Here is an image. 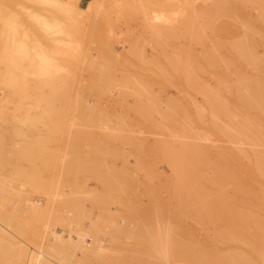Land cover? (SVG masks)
<instances>
[{
    "label": "rangeland",
    "instance_id": "rangeland-1",
    "mask_svg": "<svg viewBox=\"0 0 264 264\" xmlns=\"http://www.w3.org/2000/svg\"><path fill=\"white\" fill-rule=\"evenodd\" d=\"M73 4L16 0L0 28L1 55L29 82L13 96L0 85V264H28L30 254L45 264H166L175 244L199 245L206 264L245 253L236 264H252L264 253V198L248 192L264 197V178L251 177L259 186L247 181L237 199L232 174L226 190L189 194L210 199L203 208L196 200L201 211L177 180L191 147L213 164L236 157L239 169L264 157L263 141L233 137L264 126V0H91L83 12ZM37 48L68 56L48 66L37 56L22 74ZM59 72L66 92L35 90L40 81L60 88ZM207 251L234 261L209 262Z\"/></svg>",
    "mask_w": 264,
    "mask_h": 264
},
{
    "label": "bare ground",
    "instance_id": "bare-ground-1",
    "mask_svg": "<svg viewBox=\"0 0 264 264\" xmlns=\"http://www.w3.org/2000/svg\"><path fill=\"white\" fill-rule=\"evenodd\" d=\"M74 1V0H73ZM78 1V0H77ZM139 1H141V0H139ZM155 1H157V0H155ZM16 2V0H0V25H1V22H2V20H3V18H4V16L6 15V13H7V11L10 9V7L14 4ZM69 2H71V1H69ZM76 1H74V6L76 7V4L77 3H75ZM145 2V1H144ZM147 3H148V0H147ZM151 3V2H150ZM144 4V3H143ZM151 4H154V2L153 3H151ZM159 5H160V3H158ZM73 5H71L72 7H73ZM140 5H142V3L140 4ZM145 5V4H144ZM146 6V5H145ZM145 6H140V7H144L145 8ZM150 6V5H149ZM128 7V6H127ZM139 7V6H138ZM147 7V6H146ZM130 8V7H129ZM156 8V7H155ZM131 9H133V8H131ZM169 9V8H168ZM75 10V9H74ZM79 11H81V12H83L84 11V9L83 10H81V9H78ZM135 10V9H134ZM146 10V9H145ZM159 10H161V9H159ZM163 10V9H162ZM77 11V10H76ZM148 11V10H147ZM155 11V10H154ZM131 13V12H130ZM139 13V12H138ZM142 13V12H141ZM154 13V15H155V12H153ZM162 13H165V12H162ZM127 14V13H126ZM138 15V14H137ZM147 16V15H146ZM153 16V15H152ZM138 17V16H137ZM153 17H155V16H153ZM152 17V18H153ZM157 17H159V15L157 16ZM162 18V16H160V19ZM166 18V17H165ZM143 19V18H142ZM154 19V18H153ZM153 19H151V20H153ZM145 20V19H144ZM143 20V21H144ZM147 22V21H146ZM154 22V21H153ZM147 25H148V23H146ZM150 24V23H149ZM154 25H152V27H153ZM148 27H149V25H148ZM155 27V26H154ZM147 28V27H146ZM152 30V29H151ZM155 30V29H154ZM156 31H157V29H156ZM155 31V32H156ZM159 31V30H158ZM154 32V33H155ZM151 35H153L152 33H151ZM156 38V37H155ZM103 50V49H102ZM139 50V49H138ZM133 52V51H132ZM109 53V52H108ZM141 54V53H140ZM103 55V54H102ZM141 56V55H140ZM108 57H109V55H108ZM142 57V56H141ZM105 59V58H104ZM110 59V58H109ZM111 60V59H110ZM113 60V59H112ZM139 60V59H138ZM99 63V62H98ZM3 70H2V69ZM103 68V67H102ZM2 70V71H1ZM92 71V70H91ZM184 71V70H183ZM95 73V72H94ZM70 74V73H69ZM105 75V74H104ZM75 80V79H74ZM68 81V77L66 76V75H62V76H60L59 78H58V82H59V85H60V88H58V89H56V87H53L54 85H50V87H45V85H46V83L47 82H45V81H40V82H37L36 84H35V86H34V88H35V90H37V91H40V92H43L44 91V88H49V90H53L55 93H57V92H60V93H62L63 91L64 92H66L65 91V89L64 88H66V87H64L65 86V84L66 83H68L67 82ZM72 82V81H71ZM76 82V81H75ZM74 83V82H73ZM72 84V83H71ZM0 85H2L4 88H6V90H8V92L10 93V94H12V96L14 95V94H26V92H27V89L29 88V82H27V80H26V78L25 77H22V76H20V75H18L17 73H15L12 69H10V67L6 64V62L4 61V59H3V57H2V55H1V53H0ZM70 85V84H69ZM53 88H55V89H53ZM29 91V90H28ZM47 91V90H46ZM37 95V94H36ZM41 95H42V93H41ZM44 95V94H43ZM56 95V94H55ZM60 95V94H59ZM19 96H21V95H19ZM23 96V95H22ZM27 96V95H26ZM54 96V95H53ZM50 97H52V96H50ZM5 98H7V97H5ZM40 98V97H39ZM5 100H7V99H5ZM10 100V99H9ZM8 100V101H9ZM47 100V99H46ZM28 101V100H27ZM38 101V100H37ZM50 101V100H49ZM16 102V101H15ZM6 103H7V101H6ZM17 103V102H16ZM53 103V102H52ZM19 104L20 103H18V106H19ZM44 104V103H43ZM2 105V104H1ZM21 105V104H20ZM31 105V104H30ZM27 106V105H26ZM3 107H5V106H3ZM2 107V108H3ZM50 107V106H49ZM38 109V108H37ZM27 120V119H26ZM190 128V127H189ZM254 128V127H253ZM253 128H251V129H249V130H245L244 128L243 129H239V130H237V133L235 134L236 136H233L234 138H236L237 139V136H238V138H240V137H242V136H244V135H247L248 136V138L250 137H253L254 138V140H255V138L256 139H258V140H260V141H263V144H264V126H263V128H262V130H258V129H253ZM226 131H228V130H226ZM234 131V130H233ZM245 131H247L246 132V134H245ZM234 132H236V131H234ZM229 133H230V131H229ZM191 134V133H190ZM248 138H245L244 140H247ZM243 139V138H242ZM249 140V139H248ZM254 140H253V143L255 144V142H254ZM237 142V141H236ZM235 142V143H236ZM240 142V141H239ZM250 142L252 143V141L250 140ZM198 143H200V142H198ZM262 143V142H261ZM220 144V143H219ZM241 144V143H240ZM258 144V143H257ZM238 145V144H237ZM187 147H188V145H186ZM195 146V145H194ZM208 147H209V145H207ZM226 146V145H225ZM203 147V146H202ZM210 147H212V146H210ZM264 147V146H263ZM258 148H260V147H258ZM187 149V148H186ZM191 149V158H188L187 156L185 157V161H183L184 162V164H183V166L180 168V174H179V177H178V184H177V189H179L178 188V185H180V186H184V188L187 190V193L188 192H190V193H186V195H185V197H187L186 199L188 200V202H191L189 205H191L192 204V208L194 207V205H195V207L194 208H196V207H198V206H201V203L199 204V201H203V203L204 202H206V203H204V204H210L209 202H210V199H209V201L206 199V198H204L205 199V201L203 200V199H201V197H199L201 194V192L200 191H203L204 193L203 194H205L206 192H208V188L209 189H213L214 188V185H215V189H213V190H217L219 187H224V185L225 184H227L228 183V177L226 176V175H228V176H231L230 174H232V176H231V179L236 175L238 178V180L237 179H235L236 178V176L234 177V179H235V181H237V182H235V181H233L232 182V180H234V179H232V180H230L232 183H236V184H233L234 185V190H236L237 189V191L235 192V195H234V190H233V192L231 191V193L233 194V195H231L232 196V198L233 197H235L236 196V194L238 193V190H241V191H246V193H245V191H244V193L243 194H246V196L248 195V193L250 194V195H248V196H250V198H254L257 202H259L260 204L262 203L261 201L263 200V199H261V201H260V198H264V197H262V196H255V195H257V194H259L260 193V191H259V193L257 192L256 193V191L255 192H253L252 191V194L250 193V192H248V190L249 189H247L246 188V186L244 185L247 181H248V184H246V185H254V184H256V182L257 183H259L260 182V180H258L257 179V175H259V176H261V178H264V157H261V156H257L256 157V160H255V162H253L251 165L253 166H251L252 168L251 169H246V166H245V168L243 169H239L237 166V163H234V160L233 159H236V157L235 158H233L231 155V157L233 158V159H230V158H228L227 156H226V153L224 154V157H223V159L220 161V159H219V162H217V163H214L213 164V162L210 160V158L208 157V155H207V151L205 152L204 150H200V149H198V148H196V147H191L190 148ZM202 149V148H201ZM215 149V148H214ZM237 149V148H236ZM248 149V148H247ZM238 150V149H237ZM259 150H261V149H259ZM258 150V151H259ZM188 151V150H187ZM186 151V152H187ZM190 151V150H189ZM188 151V152H189ZM216 151H217V149H216ZM226 151V150H225ZM239 151H240V149H239ZM243 151V150H242ZM245 151V150H244ZM252 151V150H251ZM231 152V151H230ZM233 152V151H232ZM248 152V151H247ZM221 153H222V151H221ZM220 153V155L222 156L223 155V153L221 154ZM236 153V152H235ZM254 153H255V151H254ZM262 153V152H261ZM228 155H229V153H227ZM256 154H257V152H256ZM259 154V153H258ZM242 155V154H241ZM221 156H218V157H221ZM255 156V155H254ZM189 157H190V155H189ZM242 157V156H241ZM247 157V156H246ZM182 158V157H181ZM252 158V157H251ZM243 160V159H242ZM254 160V159H253ZM179 161V160H178ZM182 161V160H181ZM238 161H240V160H238ZM237 161V162H238ZM177 162V161H176ZM247 162V161H246ZM240 163V162H239ZM179 165H182V162H181V164H179ZM237 165V166H236ZM243 165V164H242ZM241 165V166H242ZM250 167V166H249ZM208 168H211L213 171H211V172H213V175H215V176H213V179H214V181H212V180H209L210 178H208L207 179V175H205V174H207L206 172H207V170H208ZM179 172V171H178ZM243 173H245V175H242ZM176 175H177V171H176ZM241 175V176H240ZM178 176V175H177ZM212 176H210V177H212ZM246 176H248V177H246ZM250 176V177H249ZM255 176H257V177H255ZM215 177V178H214ZM227 177V178H226ZM246 177V178H245ZM253 178V179H257L258 181H256L254 184H253V182H254V180L252 181V184H251V182L249 183V180H251L250 178ZM240 178V179H239ZM245 178V179H244ZM248 178V179H247ZM259 179H260V177H258ZM226 179H228L227 180V182H226ZM245 180L244 182H243V180ZM247 179V180H246ZM176 181V180H175ZM229 181V182H230ZM263 182H264V180H263ZM177 183V182H176ZM261 183V182H260ZM175 185V184H174ZM219 186V187H217V186ZM235 185H236V187H235ZM258 184H256V186H257ZM213 186V188H211ZM227 186H229L228 184H227ZM252 186H249V188H251V189H253L252 188ZM255 186V187H256ZM259 186V185H258ZM217 188V189H216ZM225 188V187H224ZM223 188V189H224ZM229 188H230V186H229ZM263 188V187H262ZM181 189V188H180ZM220 189V188H219ZM256 189H257V187H256ZM225 190H226V188H225ZM229 190V189H228ZM206 191V192H205ZM220 192H221V190H219ZM218 191V192H219ZM195 192H198V195H197V193H196V196H192V195H194L195 194ZM200 192V193H199ZM217 192V193H218ZM248 192V193H247ZM191 193H193L192 195H189V194H191ZM209 193V192H208ZM211 193V192H210ZM213 193V192H212ZM226 193H228V192H226ZM255 193V194H254ZM214 194V193H213ZM261 194H264V193H262L261 192ZM189 195V196H188ZM224 195V194H223ZM238 195V194H237ZM252 195V196H251ZM184 196V195H183ZM202 196V195H201ZM209 197H210V195H208ZM218 196V195H217ZM217 196H216V198H217ZM222 196V195H221ZM226 196V195H225ZM205 197H206V195H205ZM219 197V196H218ZM239 199H241V197L242 196H240L239 195ZM180 198V197H179ZM220 199H221V197H219ZM224 198V197H223ZM227 198V197H226ZM236 199L238 198L237 196L235 197ZM234 198V199H235ZM243 198V197H242ZM259 200H258V199ZM197 199H199L198 200V202L196 201ZM238 199V200H239ZM244 200H246V198H243ZM181 200H183L182 198H181ZM211 200H212V198H211ZM254 200V201H255ZM185 201V200H184ZM195 202H197L196 204L198 205H196V204H194ZM202 203V204H203ZM186 204H187V202H186ZM262 205V204H261ZM185 206V205H184ZM191 207V206H190ZM202 207V206H201ZM162 208V207H161ZM191 208V209H192ZM203 208V207H202ZM199 209H200V207H199ZM198 208H196L195 210H199ZM193 210V209H192ZM199 211H201V209L199 210ZM191 212H193L194 213V211H191ZM183 213H184V211H183ZM187 213V212H186ZM185 213V214H186ZM190 213V212H189ZM196 213V212H195ZM188 214V213H187ZM190 215V214H189ZM195 215V214H194ZM155 221V220H154ZM240 222L242 221V220H239ZM232 223V222H231ZM234 224V223H233ZM235 225V227L234 228H236V224H234ZM229 226V225H228ZM227 226V227H228ZM155 227H156V225H155ZM233 227V226H232ZM231 228V227H230ZM156 229V228H155ZM225 230V229H224ZM228 230H229V227H228ZM232 230H233V228H232ZM221 231H223V230H221ZM235 232H236V230H234ZM142 232V231H141ZM144 232V231H143ZM154 232V231H153ZM157 233V232H156ZM189 233V232H188ZM220 233V232H219ZM231 233V232H230ZM4 234V233H3ZM232 234H233V231H232ZM57 235V234H56ZM225 235V234H224ZM234 235V234H233ZM240 235V234H239ZM245 234H243V236H244ZM254 235V234H253ZM252 234H251V236H253ZM260 235V234H259ZM255 236H257V234L256 235H254L253 237H254V239L256 238ZM261 236V235H260ZM259 236V237H260ZM263 236V235H262ZM4 237V236H3ZM56 237H59L60 238V236L59 235H57ZM230 237H232V235H230ZM242 237V236H241ZM1 238V237H0ZM144 238V237H143ZM147 238V237H146ZM149 238V237H148ZM232 238H234V236L232 237ZM238 238V237H237ZM245 238H246V235H245ZM263 238H264V236H263ZM240 239V238H239ZM248 239V237L246 238V240ZM252 239V238H251ZM251 239H249L250 241H251ZM257 239L258 238H256L255 240H254V242L253 243H255V242H257ZM259 239H261V238H259ZM3 240V239H2ZM179 240V239H178ZM242 240V239H241ZM245 240V241H246ZM262 240H264V239H262ZM228 241H230V240H228ZM244 241V240H243ZM14 242V241H13ZM12 242V243H13ZM172 242V241H171ZM175 242V241H174ZM178 242V241H177ZM247 242V241H246ZM258 242H259V240H258ZM261 242H263V241H261ZM15 243V242H14ZM7 244H9V243H7ZM152 244V243H151ZM190 244V243H189ZM216 244V243H215ZM257 244V243H256ZM259 244V243H258ZM154 245V244H153ZM170 245V244H169ZM173 245V244H172ZM176 245V246H175ZM175 245H173V246H175V247H173L174 248V250L173 249H171L172 248V246L170 247V249L171 250H173V252H171V250H170V253L167 255V256H164L163 255V257L165 258V263L166 264H168V261L169 262H173L174 260V262H178V260L180 261V260H182L183 262L185 261V263L184 264H187V263H190L191 262V264L192 263H194V262H196V263H194V264H200L201 262L200 261H202V263L201 264H206L205 262H203V260H204V254L205 253H203V254H201V253H199L197 250L198 249H200L201 251L203 250V249H201L200 248V246L198 245V247H196V245H194V246H192L191 244V246H192V248L194 249V250H192L191 248H188V247H186L187 245H181V244H175ZM229 245V244H228ZM231 245V244H230ZM240 245V244H239ZM4 246V245H3ZM14 246V245H13ZM139 246V245H138ZM189 246V245H188ZM190 246V247H191ZM227 246V245H226ZM232 246V245H231ZM242 246V245H241ZM204 247V246H203ZM229 247V246H228ZM244 247V246H243ZM250 249H251V247L252 246H250V244H249V246H248ZM146 248V247H145ZM153 248V247H152ZM156 248V247H155ZM166 248V247H165ZM198 248V249H197ZM237 248V247H236ZM252 248H254V246L252 247ZM10 249V248H9ZM20 249V248H19ZM168 249V248H167ZM231 249V248H230ZM249 249V250H250ZM256 249V248H255ZM260 249V248H259ZM258 249V250H259ZM11 250V249H10ZM149 250V249H148ZM247 250V249H246ZM258 250H254L253 251V253L256 251V252H258ZM6 251H7V249H6ZM6 251H4V252H6ZM22 251V250H21ZM164 251V250H163ZM204 251V250H203ZM260 251V250H259ZM16 252V251H15ZM166 252V251H165ZM164 252V253H165ZM240 252V251H239ZM246 252H248V251H246ZM263 252V251H262ZM2 253V252H1ZM167 253V252H166ZM207 253H208V251L206 252V255H207ZM231 253V252H230ZM5 254V253H4ZM10 254V253H9ZM14 254V253H13ZM155 254V253H154ZM213 254H214V252H212V254H211V252L207 255V259H205V260H207V261H209L210 262V258H214V259H216L217 261H220L222 258H223V260H225V259H228V257L230 258V259H228V260H233V258H231L232 257V255H233V257H235V255L234 254H231V256L230 255H227V258H224V257H219V258H216V257H218V256H215L214 255V257H213ZM225 254V253H224ZM227 254H229V253H227ZM242 254V253H241ZM246 254V256H247V253H245ZM257 254V253H256ZM150 255V254H149ZM211 255V256H210ZM260 255V258H258V256ZM6 256H7V254H6ZM9 256V255H8ZM17 256V255H16ZM154 256V255H153ZM208 256H210V257H208ZM225 257H226V255H224ZM243 255H241L240 257H238V256H236V263H237V261L242 257ZM246 256L244 255V257H242L240 260H242V261H245L244 260V258H246ZM249 256V255H248ZM247 256V257H248ZM254 256V255H253ZM11 257V256H10ZM21 257V256H20ZM150 257V256H149ZM237 257L239 258V259H237ZM257 259H254L253 261H255V260H258L257 261V263H260V264H263L264 262H263V259H264V253H263V255L261 254V251L257 254ZM141 258V257H140ZM152 258V257H151ZM157 258V257H156ZM206 258V257H205ZM209 258V259H208ZM262 258V259H261ZM4 259V258H3ZM7 259H8V257H7ZM10 259V258H9ZM138 259V258H137ZM184 259V260H183ZM203 259V260H202ZM211 260V262H214V261H216V260ZM220 259V260H219ZM249 259H253V258H248V262H249ZM260 259V260H259ZM171 260H173V261H171ZM177 260V261H176ZM190 261V262H188V261ZM240 260H239V262H240ZM261 260H262V262H261ZM22 261H23V258H22ZM163 261V262H164ZM182 261H181V264H183L182 263ZM206 261V262H207ZM226 261V260H225ZM234 261V260H233ZM252 260H250V262L253 264V263H255V262H253ZM260 261V262H259ZM2 262V261H1ZM148 262V261H147ZM200 262V263H199ZM208 262V263H209ZM224 262V261H223ZM238 262V263H239ZM245 262H247V261H245ZM27 263L28 264H45L44 262H42L37 256H35L34 254H30L29 256H28V260H27ZM155 263V262H154ZM178 263H180V262H178ZM214 263H216V262H214ZM219 263V262H218ZM222 263V262H221ZM221 263H219V264H221ZM225 263V262H224ZM230 263V262H229ZM234 263H235V261H234ZM234 263H232V264H234ZM235 263V264H236ZM9 264V263H8ZM225 264H227V263H225ZM231 264V263H230ZM246 264H249V263H246Z\"/></svg>",
    "mask_w": 264,
    "mask_h": 264
},
{
    "label": "crops",
    "instance_id": "crops-1",
    "mask_svg": "<svg viewBox=\"0 0 264 264\" xmlns=\"http://www.w3.org/2000/svg\"><path fill=\"white\" fill-rule=\"evenodd\" d=\"M52 1H55V2H58V1H60V0H52ZM74 1H76L75 3H77L76 4V8L77 9H81V10H83L85 7L84 6H86L91 0H74ZM78 4H79V6H78ZM66 6V5H65ZM12 7V6H11ZM11 7H10V9L7 11V13H6V15L4 16V18H3V20H2V22H1V25H0V28H1V31H2V33H5V26L7 27V24L10 22V21H8V18L10 17L9 15H7V14H13V12H12V10H11ZM81 7V8H80ZM84 7V8H83ZM46 12L48 13V14H50V15H52V16H54V17H56V16H64L65 15V12H64V10H46ZM29 30V29H28ZM27 30V31H28ZM26 31V30H25ZM30 32H32V30H29ZM26 34V33H25ZM14 42H16V40H14ZM53 49V48H52ZM29 51H31V52H29L27 55H29L30 53H31V55H30V57L28 58V59H26V61H24V63H22V66H21V68H23L22 69V74L24 73V74H27V73H29V72H31V71H29L28 69L29 68H32V64H33V62L35 61V59H36V57L38 56V57H40L41 58V62H40V64L41 65H44V66H48V64L50 63V62H55V59L56 58H61V60H64V58L66 57V56H68V52L67 51H64V50H59V49H56V50H54L53 49V51H51V52H49V51H46V50H44V49H41V48H37V50L36 51H34V52H32V50H29ZM2 54L4 53V51L2 50V52H1ZM3 57V59H4V61L6 62V64L10 67V69H12L14 72H15V69H17V67H19V66H17L18 64H16V63H12V62H7L6 61V59H5V57H4V55L2 56ZM16 64V65H15ZM58 65V64H57ZM58 66H60V65H58ZM16 67V68H15ZM59 69L60 70H62V67L60 66L59 67ZM16 73V72H15ZM62 75H64V74H61L60 72H59V74H58V76L60 77V76H62ZM21 76V75H20ZM22 77H25V76H22ZM26 78V77H25Z\"/></svg>",
    "mask_w": 264,
    "mask_h": 264
}]
</instances>
